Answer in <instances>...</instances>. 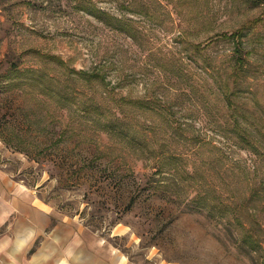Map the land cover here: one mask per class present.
Masks as SVG:
<instances>
[{
	"label": "rangeland",
	"instance_id": "374dc122",
	"mask_svg": "<svg viewBox=\"0 0 264 264\" xmlns=\"http://www.w3.org/2000/svg\"><path fill=\"white\" fill-rule=\"evenodd\" d=\"M0 168L60 263L264 264V0H0Z\"/></svg>",
	"mask_w": 264,
	"mask_h": 264
},
{
	"label": "crops",
	"instance_id": "0c3cea01",
	"mask_svg": "<svg viewBox=\"0 0 264 264\" xmlns=\"http://www.w3.org/2000/svg\"><path fill=\"white\" fill-rule=\"evenodd\" d=\"M50 213L40 208L21 185L10 184L8 174L0 168V264H66L60 261L73 252L70 232L53 236L51 231L60 223L51 224ZM37 240L39 243L32 252ZM81 242L77 240L74 244Z\"/></svg>",
	"mask_w": 264,
	"mask_h": 264
},
{
	"label": "trees",
	"instance_id": "16d2710c",
	"mask_svg": "<svg viewBox=\"0 0 264 264\" xmlns=\"http://www.w3.org/2000/svg\"><path fill=\"white\" fill-rule=\"evenodd\" d=\"M90 14H91V12H89ZM238 33L239 32H235V33H231L230 35H227V34H224L223 35V38L224 39H227V38H234L235 40H237V47H236V52L237 53H239L240 52V50H241V46H240V37L241 36H239L238 35ZM75 71V70H74ZM98 72L99 71H97V70H93L92 72H87V73H85V74H88V76L86 75V76H81V74H80V72H77L79 75H80V77L81 78H83V79H85L86 81H90L89 79H95V78H100V77H98L99 76V74H98ZM102 76V75H101ZM102 78L104 79V76H102ZM108 124H107V127L108 128H113V125H114V123L113 122H107Z\"/></svg>",
	"mask_w": 264,
	"mask_h": 264
}]
</instances>
